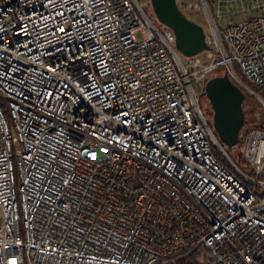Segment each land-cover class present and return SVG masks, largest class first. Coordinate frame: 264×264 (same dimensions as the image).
I'll return each mask as SVG.
<instances>
[{"label":"built area","instance_id":"obj_1","mask_svg":"<svg viewBox=\"0 0 264 264\" xmlns=\"http://www.w3.org/2000/svg\"><path fill=\"white\" fill-rule=\"evenodd\" d=\"M211 18L202 63L140 0H0V264H264V130L243 171L200 107L264 90V15Z\"/></svg>","mask_w":264,"mask_h":264},{"label":"water","instance_id":"obj_2","mask_svg":"<svg viewBox=\"0 0 264 264\" xmlns=\"http://www.w3.org/2000/svg\"><path fill=\"white\" fill-rule=\"evenodd\" d=\"M151 5L158 20L174 32L177 50L183 56L197 57L211 49L204 28L188 18L178 0H151ZM206 95L214 112L213 127L222 149L237 146L246 120L242 87L226 71L223 76L213 77L207 82Z\"/></svg>","mask_w":264,"mask_h":264},{"label":"rangeland","instance_id":"obj_3","mask_svg":"<svg viewBox=\"0 0 264 264\" xmlns=\"http://www.w3.org/2000/svg\"><path fill=\"white\" fill-rule=\"evenodd\" d=\"M197 0H180L182 4L181 9L192 21L201 25L207 36L213 35L214 27L212 23V18L205 7L201 9H187L189 3L196 2ZM211 8V14L214 19V22L218 25L217 13L215 7H220L219 10L222 11L223 15L227 22L231 21H240L256 15H264V6L261 5L264 3V0H208ZM146 6V11L150 17H152L155 22L160 26L162 23L158 20L154 14L151 0H140ZM209 51H205L198 55L196 58L199 59L202 63H209L211 59L208 57ZM225 66H219L211 71L208 77V81L213 77L223 76L226 73ZM242 76V74H241ZM252 89V88H251ZM246 111L248 113V118L252 119L253 117L258 121V123H264V103L260 98L264 99V90L254 87V90L246 89ZM258 95L260 97H258ZM200 107L203 110V113L206 117H210V120L213 124V109L211 102L206 95V91L200 95ZM250 125V124H249Z\"/></svg>","mask_w":264,"mask_h":264},{"label":"trees","instance_id":"obj_4","mask_svg":"<svg viewBox=\"0 0 264 264\" xmlns=\"http://www.w3.org/2000/svg\"><path fill=\"white\" fill-rule=\"evenodd\" d=\"M236 70L240 75V71L237 67H236ZM250 87L254 90L255 86L250 85ZM243 91L245 93V100L243 103V109L245 112L246 120H245V124H244V126L241 130V133H240V142L237 146H235L233 148L224 147V149H225L226 153L228 154V156L230 157V159L241 170L247 172L250 170V166H249V163H248L246 156H245V148H246L247 138H248L249 132L254 128H259L261 130H264V123H258V121L254 117L252 119L248 118V113H247L246 108H245L246 102H247L246 101V90L243 89ZM207 119H208L210 125L213 127V124L210 120V117H208ZM216 153L222 161L226 162V160L223 158V156L221 155V153L219 151H217ZM177 264H187V263H186V260H184V261L178 262Z\"/></svg>","mask_w":264,"mask_h":264},{"label":"crops","instance_id":"obj_5","mask_svg":"<svg viewBox=\"0 0 264 264\" xmlns=\"http://www.w3.org/2000/svg\"><path fill=\"white\" fill-rule=\"evenodd\" d=\"M219 8H220L219 6L217 8L215 7V11L217 13V19H218L219 26H224V25H227V24H230V23H235V21L227 22L225 17L222 16L223 13H222L221 10H219Z\"/></svg>","mask_w":264,"mask_h":264},{"label":"snow or ice","instance_id":"obj_6","mask_svg":"<svg viewBox=\"0 0 264 264\" xmlns=\"http://www.w3.org/2000/svg\"><path fill=\"white\" fill-rule=\"evenodd\" d=\"M93 159H95V157H93Z\"/></svg>","mask_w":264,"mask_h":264}]
</instances>
